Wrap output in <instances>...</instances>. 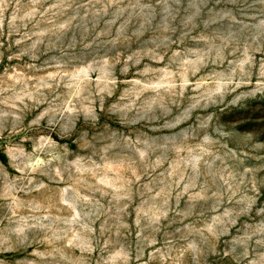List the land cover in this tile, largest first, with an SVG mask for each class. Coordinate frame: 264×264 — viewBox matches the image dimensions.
<instances>
[{
    "label": "rangeland",
    "instance_id": "1",
    "mask_svg": "<svg viewBox=\"0 0 264 264\" xmlns=\"http://www.w3.org/2000/svg\"><path fill=\"white\" fill-rule=\"evenodd\" d=\"M0 264H264V0H0Z\"/></svg>",
    "mask_w": 264,
    "mask_h": 264
}]
</instances>
